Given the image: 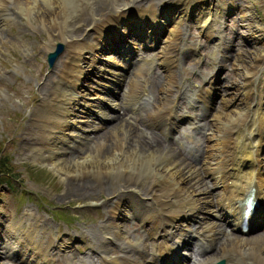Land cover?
Instances as JSON below:
<instances>
[{
    "label": "bare ground",
    "instance_id": "6f19581e",
    "mask_svg": "<svg viewBox=\"0 0 264 264\" xmlns=\"http://www.w3.org/2000/svg\"><path fill=\"white\" fill-rule=\"evenodd\" d=\"M39 1L42 5H46L45 11L39 5ZM97 2L98 0H0V23L3 26H8L12 22L14 13H19L21 16L33 13V18L52 25L51 32L59 34L66 50L49 95H43L37 105L41 115L35 116L36 119L33 120L39 123H33L40 129L35 134L37 141L31 145V148L37 151L32 152V155L47 160L63 176L70 178L88 176L98 180V184L94 185L91 178L81 183L69 179V182L66 181L67 185L62 192V197L74 194L87 195L97 190L105 191L106 184L101 176L103 174L115 177L112 172L114 167L118 168V173L123 174V190L115 194L118 199L117 205L114 204L111 211L101 217L105 219L99 226L100 232L104 235L102 248H98V253L92 255V258H95L96 264H160L159 261L162 259L161 264H176L179 258L187 264L190 257L196 259L189 264H213L212 262L218 258L222 259L223 264H264V227L260 230L261 236L256 234V242L249 243L243 241L242 236L229 238L228 235L226 236V229L222 225L220 227V223L217 222V219H222V215L225 217L224 220L229 215L233 219L228 220L233 221L235 225L238 224L240 216L231 206L230 197L238 195L240 189L247 188L252 179H257V187L254 186L257 197L264 198V77H259L260 70L257 62V59L261 57L264 59V55L255 57L256 60L253 59L252 62L241 53L235 55L236 61L239 59L240 64L231 65L233 68L235 65L234 70L236 69L235 72L239 77L233 85L234 93H230V99H221V109L217 112L209 111V116L204 117L205 120H209L204 138L206 142L204 141L202 146L200 159L193 163L187 161L179 150L155 137H150L144 142V137L140 134L132 135L130 126L118 119L117 115L108 117L100 112L98 115L96 112L99 120L95 122L92 120L89 127L83 122L84 127H82L78 121H80L79 118L85 121L81 118L83 114L91 115L88 107L86 108L90 102H105L108 107L115 108L117 100L124 96L125 103L123 104L122 100L120 103L128 107L133 94V102L142 96L140 92H137L138 85L142 83V81L139 83L137 79L142 78L143 82L147 79L144 77L146 74L142 66L146 67V72L153 63H156L164 65L165 72L161 84L157 88L155 86L156 106L150 107L142 122L147 129L159 127L164 132L168 131L172 125L165 127L162 124L163 116L160 112L169 100L165 94L169 93L173 87L179 89L177 81L172 78L168 63L176 58L174 51L177 48L175 42L181 31L179 26L183 20L188 19L202 30L207 40L217 37L218 30L208 25L211 14L208 1L168 0L163 5L175 4V7L171 5L163 11L161 19L157 22V8L153 4H145L138 6L139 10H136L137 8L132 7L135 0H113L112 6L119 4L116 6L117 9H113L105 20L97 21L95 15H92ZM238 3L237 0L219 1L221 10L224 12L238 7L240 9L241 4ZM131 9L133 13H130ZM205 12L208 14L207 18H204ZM85 13L88 15L83 16ZM221 16L220 13L218 18ZM151 21L156 22L154 26H145L146 22ZM86 23L91 32H88V29L86 31L79 29ZM155 26H159L162 38L157 39L158 34L153 31ZM110 32L111 36L121 37L120 39H125L128 34L142 36L141 46L146 47L148 52L152 51L157 40L161 43L154 55L150 52L153 55V61L151 60L148 64L133 65L131 77L128 78L130 80L127 93L113 101L100 97L98 93H101V89L84 83L91 79L92 73L97 75L99 82L106 84L110 79L116 82L124 81L125 78L119 75L121 72L117 70L116 64H105L107 62L105 60L101 63L103 65L98 67L106 69V72L101 74L93 71L101 55L99 52H108L105 50L110 48L106 44L108 38L106 34ZM263 34L264 25L260 26V29L249 27L245 40L256 43ZM121 47L124 49V54H121L123 60L128 63L129 56L126 53L130 55L136 44L135 42L125 43L123 46L121 44ZM45 48L46 52L51 51L54 45H47ZM210 56L213 57V54L211 53ZM155 57H158V60ZM110 67H114L115 70H111ZM239 82H241L240 86ZM144 100L146 104L151 105L154 101L153 97L151 100L148 98ZM203 103L207 104L206 101ZM167 108L169 107H165L164 110ZM226 109L228 111H225ZM170 115H173V112ZM166 116L164 114V120ZM100 118L107 119V124L102 125ZM118 127L122 128L123 138L127 140L128 148L124 146L125 149H122V152L111 157L103 156L104 154L97 157L91 155L86 149L83 154L80 153L82 152L79 148L81 140L86 142L98 140L104 143L107 141V135H114ZM55 129L61 132L62 140L74 137L79 144H73L74 147L68 150L55 145L52 141ZM72 129H77L78 132L75 133ZM70 130L71 132H68ZM129 135H132L134 140L130 139ZM38 142L40 144L37 146ZM63 154H66L67 164H64L66 166H56V159L62 158ZM226 179L231 180L229 186L224 183ZM212 191L215 195H212ZM92 195L89 198H92ZM195 213L201 216L192 219ZM28 215L31 217L20 218V223L30 220L25 232L26 236L18 246L1 241L4 251L17 255L21 264H73L69 256L63 253L70 251L69 244L73 242L70 234L63 233L59 239L51 238L52 236H36L35 231L40 229V218L34 217L31 213ZM130 217H133L136 222L129 220ZM190 219H192L190 225L188 222L183 223L184 220ZM129 222H133L132 225L129 226ZM229 224L231 226V223ZM13 227L17 235L19 227L16 225ZM137 227H139V235L135 233ZM121 230L123 242L120 246V254L109 257L107 248H110L112 236L119 235ZM3 232L1 229L0 235ZM39 232L43 234V231ZM7 235L10 236L8 233ZM173 235H179L176 239L179 237L182 239L181 246L190 249L191 243L197 239L199 243L196 245L200 248L189 249L187 257L180 253L174 255V245L165 240ZM13 238L16 239V237ZM202 245L205 248L204 251H202ZM207 247L209 248L206 250ZM23 260L24 263L21 262ZM79 262V264L93 263L88 260H79Z\"/></svg>",
    "mask_w": 264,
    "mask_h": 264
},
{
    "label": "rangeland",
    "instance_id": "374dc122",
    "mask_svg": "<svg viewBox=\"0 0 264 264\" xmlns=\"http://www.w3.org/2000/svg\"><path fill=\"white\" fill-rule=\"evenodd\" d=\"M159 1L162 0H135L132 7L137 8L138 6L145 4L155 5ZM207 1L210 6L209 12L211 13L209 15V21L211 18H213V20L210 21L209 24L213 25V27L218 28L217 23H215L214 20L216 19V17L218 18V15H220L221 13L222 17L218 20V22L223 35H226L228 37L232 36L231 29L236 25L237 20V17L234 13H239L240 18H244L245 21L241 20V24H247L248 22V24L245 26V36L246 32L248 33L249 27L260 29V26L262 27L264 25V0H246L245 2L243 0H241L240 2L237 0L243 5L241 4L240 9L239 7L231 9V11H229L230 14H227L229 12H224L221 10L219 1L225 0ZM112 3L113 0H98L94 7V11H92V15H95L94 17L97 21L105 20L106 16L113 12V9H117L116 6H118L119 4L112 6ZM39 5L43 7V11H45L44 7H46V5H42L41 2L39 3ZM206 12L204 18L208 17V14H206ZM87 15V13H85V15L83 14V16ZM13 16L14 19L8 26H3L0 23V153H3L9 158V164L13 166L14 169L10 173L13 174V176H11L10 174L8 175L10 176V189L6 187V184H2V182H0V230L5 229L10 236L14 235L13 237H16V239L10 237V239L12 240L16 241L20 240V238L22 240L24 236H26L25 232L28 228L30 220L29 222L27 221L25 223H20V218H25V215H23L22 212L31 213L34 217L40 218V229H37L35 231L36 236H52L51 238L59 239L63 233H69L73 239V242L70 245V251L63 252L66 253L64 255L69 256L73 264H79V260H88L90 263L93 261L92 264H95L96 260L94 257L92 258V255L97 253V251L102 248L101 244H103L104 242V235L100 232L101 229L99 226L103 221H105V219H101V217L105 216V214H108L114 204L117 205L118 199H116L115 194L116 192L118 193L123 190V174L118 173V168L114 167L112 172L116 178L110 177V175H100L104 178L103 182L106 185L104 188L105 191L97 190V193L93 192L97 195L88 193L87 195L74 194L62 197V192H64V190L66 189V185L67 182H69V179L71 181L76 180V183H81L82 181L85 182L86 179H90L91 177L84 176L78 178H70L68 176H63L61 175V173H59V171H57V168L54 165H50L47 160L32 155V152H37L36 150H33L31 148V145L35 141H37L35 134L36 131L40 129V127L34 125V123H39L34 122V119H36L35 116L41 115L37 110V105L43 95H49L52 88L51 85L57 79L58 72L64 60L66 50L64 44L59 38V34L57 32H51L50 26L52 25L42 23L39 19L33 18V13L27 16H21L19 13H14ZM179 27L181 30L179 31V39H181L182 37V39L186 40V44L189 46V50H194L196 54H199L201 56L200 62L194 61L193 56H191V52H187L186 54H188L191 58L183 59L181 66H178L177 71L174 72V76L172 77L173 80L177 81L178 84L185 86V91L188 94V97H192V90L194 86L201 83V78H205L207 76L206 74L210 70L209 63L212 62V57L210 56V54L212 53L214 56L216 50L212 43H210V45L207 44V38L205 37V35L202 36L200 32L202 30L200 29L199 31L195 24H191L186 21ZM88 28L90 27H88L86 23L85 25H81V28L79 29H84V31H86ZM217 28L216 30H218ZM88 32L91 31L88 29ZM245 36L243 37L244 39ZM214 38L217 39L216 36ZM126 40H124V44L127 43ZM120 41V43L123 42V40ZM115 43L119 42L116 41ZM55 44L61 45V51L52 63L51 67H48L45 61V47L47 45L53 46ZM159 44L161 43H158V45ZM233 44V52H231L229 55V60L231 57L232 60L230 62H228L229 60L225 61L222 72H220L216 77L217 84L215 86V98L213 99L212 104L209 107V111L217 112V110L222 108L221 99H230V93H234L233 85L235 84L234 82L238 81L239 78L237 73L235 72L236 69L234 70V68L236 64H240L239 59L237 60L238 62L236 61L235 55L237 53H241V55H244L245 58H247L248 61L251 60V62L253 61V59L256 60L257 56L264 55V34L256 43L250 42V40L248 42H244L241 39L234 38ZM112 45L109 44V46L111 48H115V50L117 48H120L121 46V44L119 46V44H114V42ZM156 49L157 48L153 49L152 52L155 53ZM138 55L140 56L139 58H143V56L146 55V52L139 51ZM104 57L110 59L111 61L113 59V62H120V64H122V58L115 54H106L105 56L101 57V59H103ZM182 58L183 55H180L179 59ZM232 64H235L234 68L231 66ZM162 71L163 68H159L155 65L151 67L150 74L147 77L148 84L145 85V93L147 96H149L150 100L153 97L154 101L152 105L145 107V111L150 109L151 106H156V88L161 84V81L163 79ZM261 72H264V64L263 70H261ZM131 73L128 74L131 75ZM128 74H126L125 76L123 75L125 79L124 81H121L119 85L120 88L117 91V94L121 93V95H123V93L127 91L128 82L130 80L127 78ZM84 83H86V85L90 87H93L92 84H94L91 79L86 80ZM240 84L241 82H239V86ZM173 90L174 87L169 93L165 95L169 97ZM110 100L113 101V98H110ZM120 100H122V98ZM236 101H238V99ZM176 102L178 106L183 107L185 100L184 98L180 97L179 99H176ZM240 103L241 102H239V104ZM90 109H98L102 111L105 116H109V114L111 115L114 113L111 112V110H105L102 106L97 105L96 103H93ZM114 109L117 110L116 108ZM225 111H228V109H226ZM115 112H117L119 115V112L123 113V108L121 107V109H118ZM119 116L118 119H121L122 114H120ZM201 119L203 126L207 127L206 125L209 124V120H205L202 117ZM132 120L133 124L138 126L134 127V129L133 127L129 128L131 129V131H133L131 132L132 135L140 134V132L136 128H145V131L149 132L150 134L149 135L146 133L147 135H152L159 138L156 135V131L150 128L146 129L145 124L141 122L142 120H138L137 117H133ZM72 131L76 133L78 130L72 129ZM68 132H71V130ZM86 134H88V132H86ZM203 134V130H200L199 133H197L195 136H198L202 141L204 137ZM132 135H129V138H132L134 140V137H132ZM53 136L54 139H52V141L54 142V144L58 146L60 145L66 150L74 147L73 144H79L76 143V139L74 137H69L67 138V140H62L61 132L58 129H55ZM123 136L124 134L122 132V128L118 127V129L115 130L114 135H107V141H104V143L98 140L87 142L82 141L83 144L81 143V145L79 146V148L82 150V152L80 153L83 154L84 150L86 149L91 155H96L97 157H100L103 154V156L107 155L108 157H111L114 154H119V152L123 151L122 149H125L124 146L128 148V145H126L127 140L124 139ZM110 138L111 140H109ZM197 141L198 139L196 140V142ZM39 144L40 143L38 142L37 146ZM170 146L173 147V144L171 143ZM42 154L44 155V153ZM181 154L185 157L184 153ZM65 160L66 154H63L62 158L56 159L55 165L66 166L64 165L67 164ZM8 176L5 178H8ZM2 178L4 177L0 175V180H2ZM112 178H114L115 180ZM91 179L93 180L92 182L94 185L98 184V180L96 181V178ZM90 195H92V198H89ZM123 222L124 221L122 220V223ZM132 223L133 222H129V226L132 225ZM13 225L19 227V233L17 232V235L13 231ZM21 225L22 227H20ZM259 230L260 229H257L254 231V233L243 236V241L255 243V238H257L256 236H261V231L259 232ZM39 231H43V234ZM135 233L138 235L140 234L138 227L135 230ZM222 235L224 236V233H222ZM227 235L229 238L231 237L233 239L239 234L233 232L231 229H228L226 230V236ZM1 237L3 238L4 235L2 234ZM122 242V236L120 239L116 238L115 240L113 239L111 241V247H113L114 249L112 250L108 248L109 251L107 252V254L109 257L119 255L120 249L118 245L122 244ZM18 245L19 244H16L15 246ZM183 251H185L184 248ZM186 252H189V248ZM91 258L93 260H91ZM0 264L14 263L9 259V256H2V254H0Z\"/></svg>",
    "mask_w": 264,
    "mask_h": 264
},
{
    "label": "trees",
    "instance_id": "16d2710c",
    "mask_svg": "<svg viewBox=\"0 0 264 264\" xmlns=\"http://www.w3.org/2000/svg\"><path fill=\"white\" fill-rule=\"evenodd\" d=\"M9 162L10 160L6 155L0 154V175L2 177H7L14 170ZM10 175L13 176V174Z\"/></svg>",
    "mask_w": 264,
    "mask_h": 264
},
{
    "label": "water",
    "instance_id": "95a60500",
    "mask_svg": "<svg viewBox=\"0 0 264 264\" xmlns=\"http://www.w3.org/2000/svg\"><path fill=\"white\" fill-rule=\"evenodd\" d=\"M60 51H61V45L60 44H56V47H55L54 51L49 53V54H47L46 62H47L48 67H51L53 61L55 60V57L59 54ZM216 264H221V261L217 262Z\"/></svg>",
    "mask_w": 264,
    "mask_h": 264
}]
</instances>
